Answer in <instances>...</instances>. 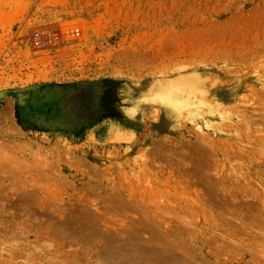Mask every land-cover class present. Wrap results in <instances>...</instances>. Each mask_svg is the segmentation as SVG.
<instances>
[{
    "label": "rangeland",
    "instance_id": "374dc122",
    "mask_svg": "<svg viewBox=\"0 0 264 264\" xmlns=\"http://www.w3.org/2000/svg\"><path fill=\"white\" fill-rule=\"evenodd\" d=\"M0 264H264V0H0Z\"/></svg>",
    "mask_w": 264,
    "mask_h": 264
}]
</instances>
